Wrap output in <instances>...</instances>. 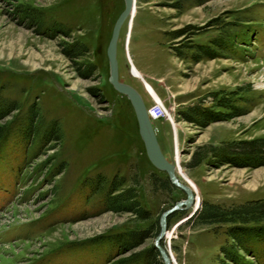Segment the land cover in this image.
<instances>
[{"label": "rangeland", "instance_id": "obj_1", "mask_svg": "<svg viewBox=\"0 0 264 264\" xmlns=\"http://www.w3.org/2000/svg\"><path fill=\"white\" fill-rule=\"evenodd\" d=\"M122 6L0 0V264H162L158 217L184 193L107 81ZM116 61L169 110L151 123L195 195L166 218L172 264H264V0H134Z\"/></svg>", "mask_w": 264, "mask_h": 264}, {"label": "water", "instance_id": "obj_2", "mask_svg": "<svg viewBox=\"0 0 264 264\" xmlns=\"http://www.w3.org/2000/svg\"><path fill=\"white\" fill-rule=\"evenodd\" d=\"M123 7L115 18L109 39L105 47V56L107 59L108 75L107 81L111 87L122 94L129 102L136 121L137 132L142 141L144 152L149 163L157 170L163 171L169 182L184 193V198L175 201L170 207L164 209L158 217V231L153 238L152 246L155 248L162 264H172L169 253L163 248L159 241L165 233L166 218L176 210L187 209L193 204L195 195L192 188L178 180L175 174L174 164L167 160L163 155L157 142L154 129L149 120L145 104L141 95L131 85L118 79L117 61H116V42L119 29L124 20L131 16L134 0H122Z\"/></svg>", "mask_w": 264, "mask_h": 264}, {"label": "built area", "instance_id": "obj_3", "mask_svg": "<svg viewBox=\"0 0 264 264\" xmlns=\"http://www.w3.org/2000/svg\"><path fill=\"white\" fill-rule=\"evenodd\" d=\"M146 113L150 120L170 118L169 110L159 100H154L146 106Z\"/></svg>", "mask_w": 264, "mask_h": 264}, {"label": "trees", "instance_id": "obj_4", "mask_svg": "<svg viewBox=\"0 0 264 264\" xmlns=\"http://www.w3.org/2000/svg\"><path fill=\"white\" fill-rule=\"evenodd\" d=\"M123 7V6H122ZM122 10V9H121ZM120 10V11H121ZM119 11V12H120ZM119 14V13H118ZM25 16L26 17H29L30 15L28 14V15H26L25 14ZM60 32V31H59ZM142 99H143V102H144V104L145 105H147L146 104V101H145V99L142 97ZM128 101V100H127ZM133 111V110H132ZM215 119V118H214ZM159 120V119H158ZM138 133V132H137ZM248 144H251V143H248ZM164 154V153H163ZM164 156H165V154H164ZM245 156V154H241V152H224V159L223 160H225V162H230V163H233V164H235V165H245V164H247V163H245V162H240L241 160L240 159H243V157ZM246 156H252V155H249V154H246ZM239 157V158H238ZM165 158L167 159V157L165 156ZM168 160V159H167ZM157 170V169H156ZM163 172V171H162ZM153 247V246H152ZM153 249H154V247H153ZM154 252H156L155 250H153ZM156 255H158L157 254V252H156ZM160 263H162L161 261H160Z\"/></svg>", "mask_w": 264, "mask_h": 264}, {"label": "crops", "instance_id": "obj_5", "mask_svg": "<svg viewBox=\"0 0 264 264\" xmlns=\"http://www.w3.org/2000/svg\"><path fill=\"white\" fill-rule=\"evenodd\" d=\"M140 75H141V72L139 71ZM154 129V128H153ZM154 133H155V129H154ZM156 136V135H155ZM157 139V138H156Z\"/></svg>", "mask_w": 264, "mask_h": 264}, {"label": "bare ground", "instance_id": "obj_6", "mask_svg": "<svg viewBox=\"0 0 264 264\" xmlns=\"http://www.w3.org/2000/svg\"><path fill=\"white\" fill-rule=\"evenodd\" d=\"M133 6H134V3H133ZM117 70H118V68H117Z\"/></svg>", "mask_w": 264, "mask_h": 264}]
</instances>
